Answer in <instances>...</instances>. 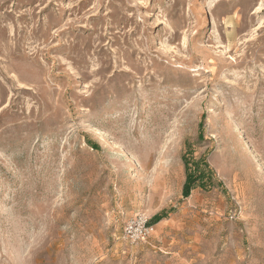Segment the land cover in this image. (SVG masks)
<instances>
[{"label": "rangeland", "instance_id": "rangeland-1", "mask_svg": "<svg viewBox=\"0 0 264 264\" xmlns=\"http://www.w3.org/2000/svg\"><path fill=\"white\" fill-rule=\"evenodd\" d=\"M0 264H264V0H0Z\"/></svg>", "mask_w": 264, "mask_h": 264}, {"label": "built area", "instance_id": "built-area-1", "mask_svg": "<svg viewBox=\"0 0 264 264\" xmlns=\"http://www.w3.org/2000/svg\"><path fill=\"white\" fill-rule=\"evenodd\" d=\"M152 230L148 219L142 213H137L125 222L122 238L129 243L144 242L149 238Z\"/></svg>", "mask_w": 264, "mask_h": 264}, {"label": "trees", "instance_id": "trees-1", "mask_svg": "<svg viewBox=\"0 0 264 264\" xmlns=\"http://www.w3.org/2000/svg\"><path fill=\"white\" fill-rule=\"evenodd\" d=\"M200 176V179L199 180H202V178L205 176V175H202L201 173L199 174ZM196 184V179L195 177H192V176H189L183 186V190H182V193L184 196L188 195L189 194V191L190 189ZM165 216V213H162V214H158L156 216H154V218H152V221L154 223L158 222L161 218H163Z\"/></svg>", "mask_w": 264, "mask_h": 264}]
</instances>
